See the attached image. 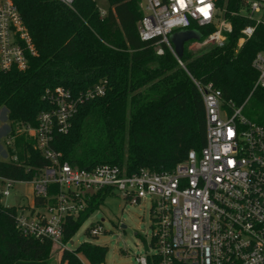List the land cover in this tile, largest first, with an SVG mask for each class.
Masks as SVG:
<instances>
[{
	"label": "trees",
	"instance_id": "1",
	"mask_svg": "<svg viewBox=\"0 0 264 264\" xmlns=\"http://www.w3.org/2000/svg\"><path fill=\"white\" fill-rule=\"evenodd\" d=\"M13 2L36 53L28 57L26 70L0 68V110H7L8 136L15 137V149L9 152L19 158L18 163L0 162V176L5 178L31 181L49 165L23 129L38 126L39 114L52 107L47 95L58 88L77 98L95 86L107 87L104 97L78 105L67 133H55L52 148L62 162L89 170L118 165L131 175L141 169L172 171L191 151L201 152L207 145L205 106L190 75L213 84L226 103L237 107L248 99L258 78L252 62L264 48L262 29L239 51L238 27L224 48L191 54L186 44L182 66L166 45L158 55L155 43L141 40L138 24L143 13L137 0H109L106 17L95 0H75L70 8L58 0ZM249 104L247 116L264 123V89L256 91ZM107 194L99 191L77 217L67 218L65 244ZM44 203L36 199L37 206ZM52 250L49 239L23 234L15 207L0 206V264H50ZM108 252L107 247L84 242L77 249H65L60 264H86L81 256L88 264H105Z\"/></svg>",
	"mask_w": 264,
	"mask_h": 264
},
{
	"label": "built area",
	"instance_id": "2",
	"mask_svg": "<svg viewBox=\"0 0 264 264\" xmlns=\"http://www.w3.org/2000/svg\"><path fill=\"white\" fill-rule=\"evenodd\" d=\"M58 1L70 8L75 0ZM137 1L143 13L139 36L143 42L155 43L158 55L164 54L163 45L175 54L170 37L180 31L212 29L195 41L208 50L226 47L238 27L237 51L264 31V0ZM35 53L18 7L13 0H0L1 70H26L28 57ZM252 66L258 78L240 107L226 103L213 84L190 75L205 106L207 145L166 172L141 169L130 175L118 165L89 170L63 163L52 148L55 133H67L78 105L104 97L107 87L95 86L77 98L70 90L56 89L47 95L52 107L39 114L38 126L23 129L49 165L31 181L0 176V206L17 209V226L23 234L49 239L63 250L68 248L63 242L67 218L77 217L99 191L118 190L131 205L147 199L153 205L154 252L137 255V264H264V123L242 115L254 93L264 89V48ZM8 137L5 162L18 163V156L9 152L15 149V137ZM19 184L32 186L30 205L7 206ZM36 199L45 203L37 206ZM103 232L99 226L89 234L97 237Z\"/></svg>",
	"mask_w": 264,
	"mask_h": 264
},
{
	"label": "rangeland",
	"instance_id": "3",
	"mask_svg": "<svg viewBox=\"0 0 264 264\" xmlns=\"http://www.w3.org/2000/svg\"><path fill=\"white\" fill-rule=\"evenodd\" d=\"M101 13H108L111 6L109 0H95ZM188 51L191 54L205 52L196 46V42H188ZM174 47V46H173ZM157 49V47H156ZM252 105L244 108L243 116H247ZM7 110H0V162L8 161L6 142L11 130L7 119ZM33 199L32 186L29 184L16 185L10 198L6 200L7 206L28 207ZM153 205L150 199L144 200L141 205L127 203L118 190L108 193L99 208L86 221L80 231L68 243L69 250H74L84 242L97 244L109 249L105 264H137V255H151L153 236L156 233L157 221L152 214ZM101 226L104 232L92 237L86 234L88 229ZM123 226L126 228L124 229ZM65 249L59 250L53 246L50 264H60L61 254ZM61 255V256H60ZM86 264L88 262L81 256Z\"/></svg>",
	"mask_w": 264,
	"mask_h": 264
},
{
	"label": "water",
	"instance_id": "4",
	"mask_svg": "<svg viewBox=\"0 0 264 264\" xmlns=\"http://www.w3.org/2000/svg\"><path fill=\"white\" fill-rule=\"evenodd\" d=\"M202 38V34L195 30H189V31H180L175 34H173L170 37L171 43L174 46V51L177 56V58L181 61L184 52H185V45L190 41H197ZM125 229L126 227L123 226Z\"/></svg>",
	"mask_w": 264,
	"mask_h": 264
},
{
	"label": "snow or ice",
	"instance_id": "5",
	"mask_svg": "<svg viewBox=\"0 0 264 264\" xmlns=\"http://www.w3.org/2000/svg\"><path fill=\"white\" fill-rule=\"evenodd\" d=\"M205 15H207V13L205 12Z\"/></svg>",
	"mask_w": 264,
	"mask_h": 264
},
{
	"label": "crops",
	"instance_id": "6",
	"mask_svg": "<svg viewBox=\"0 0 264 264\" xmlns=\"http://www.w3.org/2000/svg\"><path fill=\"white\" fill-rule=\"evenodd\" d=\"M61 255H62V254H61ZM61 255H60V256H61Z\"/></svg>",
	"mask_w": 264,
	"mask_h": 264
}]
</instances>
